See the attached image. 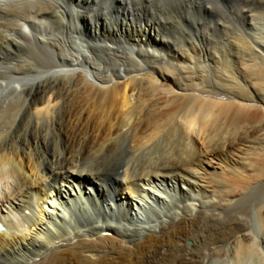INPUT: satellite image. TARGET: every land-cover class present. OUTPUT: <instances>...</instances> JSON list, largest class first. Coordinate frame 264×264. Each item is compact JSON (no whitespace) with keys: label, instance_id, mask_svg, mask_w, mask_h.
<instances>
[{"label":"bare ground","instance_id":"6f19581e","mask_svg":"<svg viewBox=\"0 0 264 264\" xmlns=\"http://www.w3.org/2000/svg\"><path fill=\"white\" fill-rule=\"evenodd\" d=\"M214 1L0 0V264H264V0Z\"/></svg>","mask_w":264,"mask_h":264},{"label":"rangeland","instance_id":"374dc122","mask_svg":"<svg viewBox=\"0 0 264 264\" xmlns=\"http://www.w3.org/2000/svg\"><path fill=\"white\" fill-rule=\"evenodd\" d=\"M216 3H219V5H221L222 4V0H216V2L214 1L213 2V4H216ZM212 6V5H211ZM182 7H184V6H182ZM226 8V9H225ZM223 9L226 11L227 10V6H224L223 7ZM184 12L185 11H183V15H184ZM203 13H204V10H202V11H200L199 12V14L201 15V16H203ZM222 18L224 19V15L222 16ZM183 20H181L180 21V19H179V21L180 22H184L185 20H184V18H182ZM187 22V21H186ZM185 24V23H184ZM261 147L259 146L257 149H260ZM262 148H264V147H262ZM257 151H259L260 153H262V151L264 152V149H262V150H257ZM264 154V153H263ZM255 154H251V157H252V159H254L255 158ZM251 162H254V161H252L251 160ZM57 184H58V181H57ZM229 188L228 187H226V186H224V185H221V187H220V190L221 191H224V190H228ZM262 189H264V187L263 186H261V185H256V186H252V187H249V188H246L243 192H242V194H241V196H240V201H243V202H253V200L254 199H256V198H258V196L261 194V192H262ZM220 195L222 194V193H219ZM222 207L223 208H221V207H218V208H221V209H224L225 207H227V206H224V205H222ZM140 217H143V215H140ZM249 229L253 232V234L258 238V239H260V235H262L261 234V231H260V229H259V226H258V223H257V220H256V217H255V215H254V212H253V207L251 206V209H250V223H249ZM210 264H213V263H210Z\"/></svg>","mask_w":264,"mask_h":264}]
</instances>
